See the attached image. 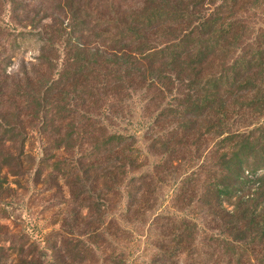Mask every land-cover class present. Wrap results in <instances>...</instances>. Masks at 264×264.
Instances as JSON below:
<instances>
[{
	"label": "rangeland",
	"instance_id": "rangeland-1",
	"mask_svg": "<svg viewBox=\"0 0 264 264\" xmlns=\"http://www.w3.org/2000/svg\"><path fill=\"white\" fill-rule=\"evenodd\" d=\"M33 1L0 0V62L5 73L0 79V97L5 96L0 120L17 127L6 139L19 133L27 137L24 148L19 137L0 147V264H198L196 255L207 257L211 250L207 239H220L205 226L204 191L219 158L209 155L222 137H202L209 127L204 120L193 132L197 144L190 153L172 155L175 146L166 138L161 140L165 145L152 150L153 136L146 133L158 113L154 107L144 111L141 97L134 96L120 116L103 117L106 129L101 134L88 128L91 138H86L83 130L66 129L47 143L39 134L43 118L37 114L32 89L37 91L39 75L43 84L52 72L33 65L41 48L36 36L51 24H68V13L78 8V0ZM257 21L254 27L264 29V18ZM244 114L247 130L264 121L253 112ZM51 131L47 128V134ZM160 131L156 128L154 135ZM229 131L246 132L243 125ZM109 133L133 136L131 149L111 151L112 145L102 142ZM256 161L264 168L261 157ZM158 165L163 168L156 169ZM246 181L225 194L229 205H222L219 215L256 210L251 220L257 224L264 221V170ZM183 223L186 230L178 246L175 234ZM221 237L239 245L256 233L250 228L238 242L230 232Z\"/></svg>",
	"mask_w": 264,
	"mask_h": 264
},
{
	"label": "trees",
	"instance_id": "trees-1",
	"mask_svg": "<svg viewBox=\"0 0 264 264\" xmlns=\"http://www.w3.org/2000/svg\"><path fill=\"white\" fill-rule=\"evenodd\" d=\"M77 5L68 13V24H51L36 36L41 48L33 65L52 72L43 84L37 75L38 89H32L37 114L43 118L41 138L49 143L66 129L83 130L86 138L91 132L101 134L106 129L103 117L120 116L127 99L134 96L141 97L144 111L154 107L158 113L146 133L153 136L152 150L165 145L161 140L166 138L175 146L172 155L190 153L188 149L197 144L194 130L207 120L202 137L222 139L209 155L219 158L204 191V219L209 232H217L220 239H207L211 250L207 257L197 254L196 262L264 264V221L251 220L256 210L223 212L235 219L233 223H223L224 216L219 215L222 205H229L225 194L264 170L256 161L259 157L264 161V121L253 130L244 125V111L264 117V29L254 27L264 18V0H78ZM1 62L0 79L5 74ZM32 73L36 77L39 72L34 67ZM1 122L0 147L19 137L24 148L27 137L19 133L6 139L17 127ZM236 125H243L246 132L229 131ZM156 128L161 131L154 135ZM104 141L112 145L111 151L125 153L133 136L109 133ZM214 226L222 229L213 230ZM250 228L256 237L248 243L231 244L221 237L230 232L238 242ZM185 230L184 223L177 228L178 246Z\"/></svg>",
	"mask_w": 264,
	"mask_h": 264
}]
</instances>
